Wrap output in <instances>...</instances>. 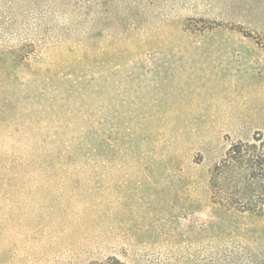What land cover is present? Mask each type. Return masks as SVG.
<instances>
[{
  "label": "rangeland",
  "instance_id": "1",
  "mask_svg": "<svg viewBox=\"0 0 264 264\" xmlns=\"http://www.w3.org/2000/svg\"><path fill=\"white\" fill-rule=\"evenodd\" d=\"M74 9L78 33L67 35ZM262 30L264 0H0V92L9 102L0 149L25 150L48 128L54 55L76 37L84 55L96 52L86 80L105 120L90 183L96 206L84 216L96 226L66 230L45 248L41 236L17 237V261L87 264L112 254L126 264H199L221 242L210 234L225 227L245 237L224 242L264 243ZM238 143L253 146L241 170H257L247 208L233 202L242 173L224 182L213 172Z\"/></svg>",
  "mask_w": 264,
  "mask_h": 264
},
{
  "label": "trees",
  "instance_id": "2",
  "mask_svg": "<svg viewBox=\"0 0 264 264\" xmlns=\"http://www.w3.org/2000/svg\"><path fill=\"white\" fill-rule=\"evenodd\" d=\"M52 11L54 16H65L62 9L56 8ZM74 11L75 9L68 12L65 28L67 35L71 32L78 33L74 20L78 21L79 10L76 9V13ZM74 14L76 16L73 19ZM62 34L63 29L56 32V43L60 42ZM75 40L77 42H72L75 43V50L70 48L62 56L56 51L54 55L51 96L53 104L48 128L37 133L33 145L25 150L12 148L5 152L0 149V264H21L17 261V237H26L27 240L30 237L28 242L32 243L41 236L45 248V244L50 245L56 239L63 242L61 237L63 238L66 230L68 235L73 230L87 231L90 226H96V223L88 222L84 216L94 212L96 206L97 188L95 185L91 187L90 183L100 159L99 126L105 120L98 118V92L86 80V71H95L99 62L95 51L84 55L83 40L79 37ZM90 88L93 89L92 96L88 94ZM5 107H9V102L6 105L2 102L0 92V108ZM3 109H0V116H4L0 119L1 124L8 122L5 118L8 109ZM106 125L111 132V118L106 120ZM123 127L124 124L122 129ZM107 139L111 140L110 135ZM24 140L27 143L31 141L26 137ZM110 145L108 144L109 152ZM252 147L246 143L232 146L226 159L213 170L216 178L220 177L224 182L230 178L229 175H235L237 171L242 173L240 178H236L242 182L235 185L234 190L238 193L233 194V202L244 208L252 205L249 200L251 195H246V191L250 186H257L254 182L257 170L252 167L250 173L249 168L241 170L250 162L253 154L249 150ZM217 183L216 180L214 185ZM227 187L226 183L221 188L223 192L228 191ZM226 203L231 204L229 199ZM72 212H77L79 216L70 226L67 216ZM210 237L221 242L210 246L208 254H202L199 264H264V243L224 242L227 239L240 240L245 237L241 233H231L228 227L223 232L211 233ZM31 255L33 258L38 255L43 257L38 252ZM87 264L126 263L111 254L90 260Z\"/></svg>",
  "mask_w": 264,
  "mask_h": 264
}]
</instances>
